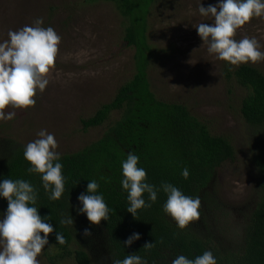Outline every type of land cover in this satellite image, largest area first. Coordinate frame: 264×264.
I'll return each instance as SVG.
<instances>
[{
	"label": "trees",
	"instance_id": "trees-1",
	"mask_svg": "<svg viewBox=\"0 0 264 264\" xmlns=\"http://www.w3.org/2000/svg\"><path fill=\"white\" fill-rule=\"evenodd\" d=\"M111 2L128 22L124 25L123 43L133 47L134 73L121 84L111 101L81 119L82 130L102 125L112 111L119 117L100 137L72 153L61 155L65 190L59 200H50L41 186L40 175L28 174L29 162L23 157L24 145L0 135V179L28 180L38 190L36 204L40 215L54 225L65 243L49 239L55 252L45 254L51 264L72 258L77 264H112L134 253L148 264H169L178 255L194 259L211 250L217 264H264V74L256 67L241 63L234 67L224 61L225 79L233 77L247 90L240 101V115L245 125L255 178L252 193L239 205H227L218 196L216 170L235 160L231 141L210 133L204 121L179 102L158 99L150 88L147 67L152 52L147 42L149 8L156 0H85ZM131 149L139 156L147 180L159 187L168 182L187 196L200 198L199 218L183 229L163 211V191L151 207L138 209L136 217L127 212V193L121 190V161ZM189 170L185 179L184 168ZM96 180L98 192L110 209L107 221L91 225L83 213L77 215L76 197L86 190L88 180ZM147 202V193L144 194ZM7 202L0 198V215ZM70 214L73 226L61 224ZM91 235L84 237V228ZM133 232L140 239L124 247L123 241ZM145 242L154 247L144 249Z\"/></svg>",
	"mask_w": 264,
	"mask_h": 264
},
{
	"label": "rangeland",
	"instance_id": "rangeland-1",
	"mask_svg": "<svg viewBox=\"0 0 264 264\" xmlns=\"http://www.w3.org/2000/svg\"><path fill=\"white\" fill-rule=\"evenodd\" d=\"M201 3L207 6L216 0ZM198 7L199 0H156L151 5L147 42L152 52L147 78L158 99L185 104L210 133L231 141L235 160L217 168L215 184L224 204L239 205L251 195L255 178L239 111L247 90L233 77L225 79L224 61L209 54L207 44L197 35V24L213 22L211 17L201 16ZM37 17L43 18V27L51 26L61 37L55 66L48 73L45 90L34 97V106L5 108L16 116L0 121V135L26 145L45 129L54 135L61 155L72 153L100 137L119 117V112L112 111L102 125L82 130L81 119L111 101L117 88L134 73V49L123 43L128 21L106 1L0 0V40L8 38L10 29L31 25ZM244 36L255 37L264 50V18L253 17L234 38ZM246 64L264 74V61ZM54 252L49 239L37 257L39 264H51L45 254ZM56 264L77 263L68 258Z\"/></svg>",
	"mask_w": 264,
	"mask_h": 264
},
{
	"label": "clouds",
	"instance_id": "clouds-1",
	"mask_svg": "<svg viewBox=\"0 0 264 264\" xmlns=\"http://www.w3.org/2000/svg\"><path fill=\"white\" fill-rule=\"evenodd\" d=\"M198 12L211 17L212 23H199L196 33L207 44L209 54L231 65L264 61V50L255 37L244 36L236 40V31L253 17L264 18V0H216L215 4L203 6L199 0ZM7 39L0 40V121L12 120L15 111H5L6 107L24 109L34 106L37 92L42 93L49 84L48 73L55 66V58L61 41L60 35L51 27H43V18L37 17L31 25L17 30H9ZM37 139L24 145L23 157L29 162L28 174H39L41 186L49 194L50 200H59L65 190L62 174L61 154L57 151V141L52 133L41 129ZM139 156L129 149L126 159L121 161L120 187L127 193V212L136 217L138 209L151 207L160 191L166 194L163 211L183 229L189 222L199 218L200 198L192 197L168 182L159 187L149 183L143 167H138ZM181 175L187 179L189 170L185 167ZM96 180H88L86 190L77 195L79 202L77 215L83 213L91 225L107 221L110 209L104 197L97 190ZM147 193V202L144 194ZM38 190L28 180L0 179V198L7 207L0 215V264H39L37 257L49 245V234L55 232L58 244L65 243L64 236L56 232L54 225L41 216L36 204ZM61 224L72 225L73 217L68 214ZM81 235L88 237L91 229L86 227ZM140 239V233L133 232L124 241L130 246ZM148 250L153 242L142 246ZM112 264H148L147 259L134 253L123 259H114ZM169 264H217L211 250L189 259L178 255Z\"/></svg>",
	"mask_w": 264,
	"mask_h": 264
}]
</instances>
